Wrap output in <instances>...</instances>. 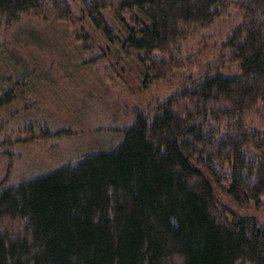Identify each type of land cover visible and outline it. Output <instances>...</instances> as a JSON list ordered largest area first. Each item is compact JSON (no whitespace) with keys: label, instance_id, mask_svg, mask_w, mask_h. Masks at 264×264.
<instances>
[{"label":"trees","instance_id":"16d2710c","mask_svg":"<svg viewBox=\"0 0 264 264\" xmlns=\"http://www.w3.org/2000/svg\"><path fill=\"white\" fill-rule=\"evenodd\" d=\"M84 11L68 0H0V24L34 18L67 26L73 36L70 26L86 17L111 36L110 11L123 23L125 48L136 53L146 86L171 89L185 80L109 128L117 143L61 164L56 158L70 160L74 145L86 146L91 126L74 99L67 103L80 87L57 88L58 105L23 107L15 134L0 140V264H264V221L222 204L227 195L261 207L264 197V0H90ZM217 22L231 29L221 56L187 74L183 44ZM82 43L84 54L94 51ZM89 60L98 66L97 56ZM222 64L237 65L238 74H222ZM108 69L99 76L100 96L106 110L125 112L128 94L123 87L113 93L118 77ZM26 86L7 87L0 110L22 100ZM1 116L0 133L10 128Z\"/></svg>","mask_w":264,"mask_h":264},{"label":"rangeland","instance_id":"374dc122","mask_svg":"<svg viewBox=\"0 0 264 264\" xmlns=\"http://www.w3.org/2000/svg\"><path fill=\"white\" fill-rule=\"evenodd\" d=\"M68 1L80 16H86L84 4L85 1L90 0ZM105 16L112 27L111 36L105 35L100 28L95 26L91 18L86 17L81 18L82 20L76 25L70 26L73 36H69L67 26L63 28L52 27L34 18H26L10 27L0 24V94L5 92L7 87H14L19 81H26V87H30L22 100L0 110L1 120L4 122L8 120L6 123L10 125L9 129L0 133V140L3 136L15 134L12 128L13 125L18 123L19 118H13L14 116H24L25 111L22 108L30 109V107H27L30 102H37L36 106L38 103L43 104V106L49 105V103L58 105L61 92L56 90L57 88L80 87L76 88V91L73 92V98L70 97L67 103L70 104L74 99V108L75 106L80 107L85 113L84 117L89 114L88 119L91 126L84 134L87 139L86 146L74 145L73 148L75 149L70 160L56 158L60 164L61 162H72L77 159V155L86 153L85 149H88L87 151L106 149V146L110 143H117L119 135L116 132L109 131V128L124 125L130 112L132 113L141 104L145 106L152 100L166 99L177 90V84L185 78H177V84L173 85L171 89H166L165 85L153 84L146 86L144 84L143 69L137 60L136 53L130 47L125 48L127 33L123 23L110 11H107ZM231 16L234 17V20H237L236 25L240 19L237 18L234 10L230 13V20L233 19ZM124 17L127 18L126 15ZM227 23H225L226 27H223L221 22H217L211 30L199 31L183 44L187 55L186 60L191 61L186 66L185 72L187 74L196 76L208 61L214 63L218 61L222 54L221 38L225 31L231 30L228 28L229 24ZM221 26L224 28L222 34ZM82 42L94 51L84 54L81 49ZM75 44L78 46H74ZM94 56L98 57L99 61L95 62L98 66L89 64V59ZM103 56H107V60L111 63L113 60L120 63V66L125 69V73L118 71L113 64L102 63L105 61ZM83 62H86L87 66H82ZM110 66L115 69L119 83L117 89L112 90L113 93L117 94L119 87H123L124 94H128L127 98L125 97L122 101L125 112H113L112 108L106 110L107 99L100 96V93L103 92L102 87H105V84L103 86L99 84V76L106 75V73L107 75L112 74V69H108ZM223 66L224 68L220 71L222 74L227 76L238 74L237 65L226 64ZM49 67H53V69H49ZM18 74L20 75L18 76ZM28 75H30V78L27 77ZM106 82L110 83V80H106ZM98 95L99 98L97 99ZM67 103L66 105H68ZM92 107H95L96 111L92 110ZM32 113L33 111L30 112L29 116H32ZM259 123L264 128V118ZM70 142H72L71 139ZM36 149L41 148L36 147ZM37 152L40 151L37 150ZM33 154L35 153L32 152L31 155ZM34 157L36 156L32 158ZM2 160L4 159L0 158L1 164H3ZM32 164L33 167L27 169L30 170H28L29 172H36L40 163ZM260 201H262L261 207L255 201L241 206L227 195L222 198V204L233 213L253 215L264 221V197H261Z\"/></svg>","mask_w":264,"mask_h":264}]
</instances>
